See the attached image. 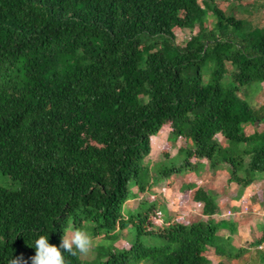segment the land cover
Returning a JSON list of instances; mask_svg holds the SVG:
<instances>
[{
	"label": "trees",
	"instance_id": "1",
	"mask_svg": "<svg viewBox=\"0 0 264 264\" xmlns=\"http://www.w3.org/2000/svg\"><path fill=\"white\" fill-rule=\"evenodd\" d=\"M221 1L229 11L219 0H0V172L16 184H0V264H31L36 237L49 233L59 246L69 226L111 241L85 264H214L210 249L225 264L250 251L233 244L232 225L221 238L218 201L193 183L183 209L200 203L198 221L163 218L154 202L125 212L130 185L141 197L150 186L161 131L193 141L179 146L182 162L158 169L167 187L205 163L229 166V181L245 187L264 174V104L245 97L264 83V18H250L264 1ZM130 227L136 240L115 246ZM66 258L82 263L81 253Z\"/></svg>",
	"mask_w": 264,
	"mask_h": 264
},
{
	"label": "rangeland",
	"instance_id": "2",
	"mask_svg": "<svg viewBox=\"0 0 264 264\" xmlns=\"http://www.w3.org/2000/svg\"><path fill=\"white\" fill-rule=\"evenodd\" d=\"M257 1L263 2L264 0H242L241 2L244 7L250 9V5L254 4V2ZM235 3L237 2L235 1ZM219 4L224 10L229 11V3L219 0ZM251 11L252 14L250 16L249 12L235 8L234 14L238 18L250 16L252 20H255L256 17L257 19L264 18V9H258L257 6H253L251 7ZM213 20L214 17L210 16L207 22L208 25H212ZM190 34L191 31L189 29L178 31L177 42L183 43L186 39L189 38ZM194 72L195 68H191L187 69L185 71V74L190 75ZM228 79L229 74L227 73L223 78V82L227 83ZM245 97L248 101L256 106L264 104V83L260 82L251 85L245 92ZM250 128L251 130H253L256 127H253V125H251ZM168 136V132L161 131L153 137L152 150L147 159V163L150 166V172L148 176L150 186L144 193L145 197H141L142 193L138 191L136 185L134 183L130 185V189L135 192V194L132 195L126 203L125 212L129 214V212L132 210L143 211L154 202L158 204V207L160 208V214L163 218L172 215L175 216L177 212L181 214L185 213L190 218L189 214L186 213L188 210L191 211L193 215V217H191V220L198 221L202 216H198L199 211H201L199 209H201L202 205H185L183 209L182 194L185 185L189 183L194 184V189L199 186L204 187L208 191V193H210V195H212L218 201L220 210L224 205L223 212L219 213V215L221 216L217 219V215L215 219L216 221L220 222V225L222 227L221 231L219 232L221 238L223 239V237L230 234L229 229L232 225L235 229L234 234L232 235L233 241L235 240V243L233 244L235 246L250 247V251L246 253L241 260L228 261L226 259H223L225 264H263L258 249H262L264 251V244L262 246H254V244L250 245V243L256 240L258 236L262 235L264 232V196L263 193L260 192L264 185V174H257L258 180L245 187L243 185L237 184L236 182L229 181L231 173V168L229 166H220L218 169L213 170L209 167L208 164L205 163L199 173L174 174L172 176V178L175 179L174 185L172 187H167L166 182L164 180H160L159 173L157 172L158 169L161 166L163 167V165L165 164L171 165V163L173 162L177 164L182 162L185 153L177 156L179 146H193V141L191 139L179 138L177 140L169 141ZM241 147H243V144L241 145ZM163 150H168L171 154V158H166L163 154ZM0 184L7 187H16V184L12 182V179L2 172H0ZM226 197H228L229 200H232L234 205L229 204V200ZM244 198L245 202H241L238 206L237 202H240ZM222 199L224 203H222ZM229 210L232 211V214L227 215L226 213ZM73 231V227L69 226L66 230V234L68 236H71L73 234ZM89 231L94 239V247L86 254L81 253V264H85L86 262L91 261L99 253L105 254L108 250L109 245L111 244V241L108 238L103 237V235L95 236L90 229ZM238 234L239 236H234ZM124 235L126 238H120L119 240H117L115 242V246H126V241L132 242L137 238V233L134 227H130L126 231H124ZM142 241L147 244L157 243L155 238L147 236H143ZM208 256L214 264L218 263L221 260V257L216 255L213 249H210V251L208 252Z\"/></svg>",
	"mask_w": 264,
	"mask_h": 264
},
{
	"label": "clouds",
	"instance_id": "3",
	"mask_svg": "<svg viewBox=\"0 0 264 264\" xmlns=\"http://www.w3.org/2000/svg\"><path fill=\"white\" fill-rule=\"evenodd\" d=\"M33 245L35 255L31 257V264H68L67 254L88 253L94 247V239L88 228L78 227L71 236L65 233L59 246L50 243L49 233L39 234Z\"/></svg>",
	"mask_w": 264,
	"mask_h": 264
},
{
	"label": "crops",
	"instance_id": "4",
	"mask_svg": "<svg viewBox=\"0 0 264 264\" xmlns=\"http://www.w3.org/2000/svg\"><path fill=\"white\" fill-rule=\"evenodd\" d=\"M263 187H264V185H263ZM263 187H262V188H263ZM226 198L228 199V197H226ZM228 200H229V199H228ZM225 201H226V200H225ZM241 202H245V198L242 199L240 202H237V203H238V206L240 205ZM222 203H224V202H223V199H222ZM222 203H221V204H222ZM228 203L234 205V203L232 202V200H229ZM192 204H193L192 206H194V205H196V206H197V205H200V203H198V202H194V203H192ZM196 206H195V207H196ZM186 207H187V206H186ZM222 207L224 208V205H223ZM201 208H202V207H201ZM223 208L221 209V213L223 212ZM199 210H201V209H199ZM187 214H189L190 218L193 217L191 211H188V210H187ZM199 215H202L201 211H199L198 216H199ZM217 215H218V217H217V219H218L221 215H219V214H217ZM217 215H216V216H217ZM199 217H200V216H199ZM242 225H243V224H242ZM240 229H241V228H240ZM234 236H239V234H238V235H234ZM233 243H235V240L233 241Z\"/></svg>",
	"mask_w": 264,
	"mask_h": 264
},
{
	"label": "built area",
	"instance_id": "5",
	"mask_svg": "<svg viewBox=\"0 0 264 264\" xmlns=\"http://www.w3.org/2000/svg\"><path fill=\"white\" fill-rule=\"evenodd\" d=\"M226 214H227V215H228V214H232V211H231V210H229V211H228Z\"/></svg>",
	"mask_w": 264,
	"mask_h": 264
}]
</instances>
